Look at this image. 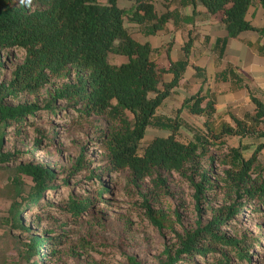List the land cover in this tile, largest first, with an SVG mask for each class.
I'll return each instance as SVG.
<instances>
[{
    "label": "trees",
    "instance_id": "16d2710c",
    "mask_svg": "<svg viewBox=\"0 0 264 264\" xmlns=\"http://www.w3.org/2000/svg\"><path fill=\"white\" fill-rule=\"evenodd\" d=\"M135 1L136 7L128 11L120 7L119 0H25L24 3L0 0V53L19 51L24 54L9 80L1 79L5 64L0 62V163H7L14 156L1 151L5 145V128L15 127V132L21 134L34 121L43 118V111L48 118L76 112L79 121L100 119L106 124L97 132L96 140L107 156L100 167L107 176L127 170L137 186L151 179L156 188L165 189L167 179L162 177V172L183 173L195 189L200 210L201 202L208 200L210 191L222 189L214 167L203 166V157L212 146L223 148L225 137L254 133L257 129L239 121L236 127L223 124L216 128L214 101L208 100L206 95H196L186 99L183 108L206 118V132L191 131L193 139L189 141L177 139L179 115L170 121L158 118L156 113L170 89L178 84L187 63H172L169 69L162 68L154 59L150 43L134 39L126 27L127 18L139 24L154 21L149 33L162 29L169 18V15H157L150 0ZM256 1L264 7V0H191V3L194 16L198 6L205 7L206 16L220 15L229 36L236 38L243 31L254 30L246 14ZM112 55L124 60L114 63ZM166 72H173L175 79L162 90L160 85ZM63 79L68 81L44 107L38 103L7 101L22 95H37L53 80ZM56 100H64L67 105L60 108ZM253 101L257 108L252 121L259 125L264 123V103L257 98ZM151 127L172 132L167 137L155 138L143 148L142 142ZM211 160L215 162L214 157ZM223 164L229 166L222 178L224 189L234 193L236 199H244L245 203L232 205L225 217L220 210L206 227L180 236V248L170 257L169 264H178L183 255L191 261L195 256L205 257L215 252L212 248L219 244L227 251H222L217 264L234 260L252 264L255 243L244 247L238 237H228L220 227L240 214L247 204L253 214H264V165L259 151L245 158L237 149L229 150V161ZM19 171L34 182L31 204L43 199L47 188L52 190L49 186L56 176L53 169L28 164L21 165ZM98 191L102 197L110 192V187L101 180ZM143 197L148 218L152 224L161 226L150 204V200L157 202L159 196ZM91 205L88 197L72 196L68 211L79 216ZM12 211L16 218H6L5 223L12 229L30 231L20 217L21 206ZM45 242L40 237L33 238L30 251L40 254ZM133 264L138 263L133 260Z\"/></svg>",
    "mask_w": 264,
    "mask_h": 264
},
{
    "label": "rangeland",
    "instance_id": "374dc122",
    "mask_svg": "<svg viewBox=\"0 0 264 264\" xmlns=\"http://www.w3.org/2000/svg\"><path fill=\"white\" fill-rule=\"evenodd\" d=\"M23 58L19 51L0 53V62L5 64L1 79L9 80ZM123 60L111 56L114 63ZM67 81L53 80L37 95H22L7 101L38 103L44 107ZM56 102L60 108L67 105L64 100ZM42 115L40 121H34L21 134L15 132V127L4 129L5 145L1 151L14 156L9 162L0 163V264H133V260L138 264H169L170 257L180 248V236L206 227L220 210L225 217L232 205L245 203L224 189L222 178L229 168L223 164L229 161L228 140L221 149L212 146L202 159L206 169L214 167L222 189L210 191L208 200L202 201L198 210L195 189L183 173L162 172V177L167 179L165 189L156 188L151 179L137 186L127 170L107 176L100 169L107 156L96 140L97 132L106 125L103 120L79 121L76 112L53 118H48L45 111ZM180 119L199 128L202 124L201 119L188 112L180 114ZM191 131L183 128L175 135L180 141H189ZM171 132L149 128L142 147ZM28 164L51 168L56 174L49 186L52 190L47 188L44 198L36 204L30 200L34 182L19 171L21 165ZM217 178L212 176L213 181ZM101 180L110 187V192L102 197L98 191ZM143 195L149 199L159 196L157 202L150 200V204L161 226L152 224L148 218ZM72 196L88 197L92 205L79 216L71 215L68 201ZM17 206H21L20 217L30 231L12 229L5 223L6 218H16L12 209ZM220 230L228 237H238L244 247L255 243L252 264H264V214H253L247 204L240 214L221 225ZM35 237L46 240L40 254L29 249ZM212 249L215 252L205 257L195 256L194 261L183 255L178 264H217L216 260L227 248L219 244ZM229 264L243 263L234 260Z\"/></svg>",
    "mask_w": 264,
    "mask_h": 264
},
{
    "label": "crops",
    "instance_id": "0c3cea01",
    "mask_svg": "<svg viewBox=\"0 0 264 264\" xmlns=\"http://www.w3.org/2000/svg\"><path fill=\"white\" fill-rule=\"evenodd\" d=\"M150 3L157 15H169L163 28L149 33L154 21L139 24L127 18V29L137 41L150 43L160 67L169 69L172 63H187L178 84L170 89L158 108L157 117L174 121L179 115L182 122L179 130L188 128L203 132L206 118L183 107L189 97L206 95L215 103L216 128L223 124L236 127V121H239L257 129L254 133L225 137V140L230 149H237L245 158L259 151L260 162L264 164V123L258 125L252 121L257 108L253 98L264 103L262 4L254 2L246 14V20L254 30L243 31L232 38L220 15L207 17V9L198 6L194 16L191 0H150ZM119 5L130 11L137 4L135 0H119ZM174 79L173 72L164 73L160 89ZM184 112L201 119L200 128L181 120L180 114ZM188 136L189 140L193 139L192 133Z\"/></svg>",
    "mask_w": 264,
    "mask_h": 264
},
{
    "label": "clouds",
    "instance_id": "9594fccd",
    "mask_svg": "<svg viewBox=\"0 0 264 264\" xmlns=\"http://www.w3.org/2000/svg\"><path fill=\"white\" fill-rule=\"evenodd\" d=\"M21 2H22V3H24V2H25V0H21Z\"/></svg>",
    "mask_w": 264,
    "mask_h": 264
}]
</instances>
